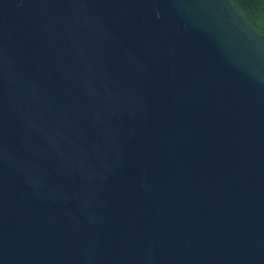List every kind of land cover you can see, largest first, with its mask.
<instances>
[{
    "label": "water",
    "instance_id": "95a60500",
    "mask_svg": "<svg viewBox=\"0 0 264 264\" xmlns=\"http://www.w3.org/2000/svg\"><path fill=\"white\" fill-rule=\"evenodd\" d=\"M0 264H264V35L230 0H0Z\"/></svg>",
    "mask_w": 264,
    "mask_h": 264
},
{
    "label": "trees",
    "instance_id": "16d2710c",
    "mask_svg": "<svg viewBox=\"0 0 264 264\" xmlns=\"http://www.w3.org/2000/svg\"><path fill=\"white\" fill-rule=\"evenodd\" d=\"M244 21L264 35V0H230Z\"/></svg>",
    "mask_w": 264,
    "mask_h": 264
}]
</instances>
